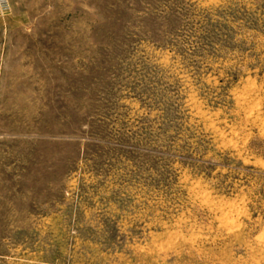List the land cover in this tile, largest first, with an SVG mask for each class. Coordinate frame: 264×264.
Masks as SVG:
<instances>
[{"label":"rangeland","instance_id":"1","mask_svg":"<svg viewBox=\"0 0 264 264\" xmlns=\"http://www.w3.org/2000/svg\"><path fill=\"white\" fill-rule=\"evenodd\" d=\"M0 264H264V0H9Z\"/></svg>","mask_w":264,"mask_h":264},{"label":"built area","instance_id":"2","mask_svg":"<svg viewBox=\"0 0 264 264\" xmlns=\"http://www.w3.org/2000/svg\"><path fill=\"white\" fill-rule=\"evenodd\" d=\"M11 10V4L9 0H0V15H7Z\"/></svg>","mask_w":264,"mask_h":264}]
</instances>
